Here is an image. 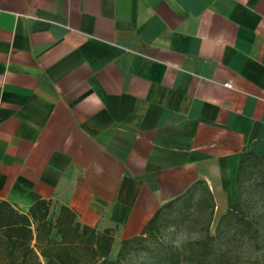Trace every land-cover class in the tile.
<instances>
[{
    "label": "crops",
    "instance_id": "crops-1",
    "mask_svg": "<svg viewBox=\"0 0 264 264\" xmlns=\"http://www.w3.org/2000/svg\"><path fill=\"white\" fill-rule=\"evenodd\" d=\"M229 85V86H226ZM264 156V0H0V201L140 235L190 191L227 211Z\"/></svg>",
    "mask_w": 264,
    "mask_h": 264
},
{
    "label": "trees",
    "instance_id": "trees-1",
    "mask_svg": "<svg viewBox=\"0 0 264 264\" xmlns=\"http://www.w3.org/2000/svg\"><path fill=\"white\" fill-rule=\"evenodd\" d=\"M264 167V156L254 153L243 154L235 178L234 199L219 220V228L234 230L239 240L251 243L256 256L255 264H264V213L251 218L240 211L241 187L244 174L249 165ZM195 191H190L179 199L163 205L144 227L140 235L119 242L113 250L114 230L97 231L76 221V215L68 208L61 207L55 217H49L50 203L37 201L26 214H21L8 203L0 201V264H123L128 254V247L140 245L145 237H152L158 232L160 217L172 209L179 201H193ZM198 202L205 203L213 211V203L209 193H202ZM207 239V238H206ZM205 239V240H206ZM197 242L203 248L193 251L192 255L182 256L170 252L166 257H157L162 264H203L210 253L206 249L208 243ZM212 241L213 239L208 238ZM117 253L115 260H110L112 251ZM194 250V249H193ZM225 264H232L228 254L221 256Z\"/></svg>",
    "mask_w": 264,
    "mask_h": 264
},
{
    "label": "rangeland",
    "instance_id": "rangeland-1",
    "mask_svg": "<svg viewBox=\"0 0 264 264\" xmlns=\"http://www.w3.org/2000/svg\"><path fill=\"white\" fill-rule=\"evenodd\" d=\"M235 180L233 182L234 192ZM240 211L247 218L264 213V167L249 165L244 174L241 187ZM202 193H195L193 201H179L175 206L160 217L158 232L152 237H145L140 245L128 247V254L123 264H162L157 262V257H166L171 251L182 256L192 255L193 251L203 248L197 242L208 243L206 249L209 258L203 264H225L221 256L228 254L232 264H255L256 252L251 243L239 240L234 230L226 231L219 228V220L226 211L209 210L208 206L199 201ZM234 196V194H233ZM50 218L55 217V212L50 210ZM208 238H212L210 241ZM119 242L113 243V250L118 248ZM194 249V250H193ZM119 250V248H118ZM111 252L109 259L115 260L117 253Z\"/></svg>",
    "mask_w": 264,
    "mask_h": 264
},
{
    "label": "built area",
    "instance_id": "built-area-1",
    "mask_svg": "<svg viewBox=\"0 0 264 264\" xmlns=\"http://www.w3.org/2000/svg\"><path fill=\"white\" fill-rule=\"evenodd\" d=\"M226 86H229V85H226Z\"/></svg>",
    "mask_w": 264,
    "mask_h": 264
}]
</instances>
